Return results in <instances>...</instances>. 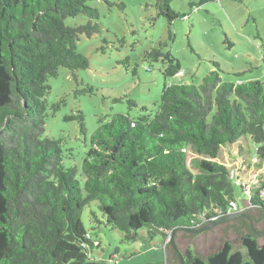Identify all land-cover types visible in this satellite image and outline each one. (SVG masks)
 Masks as SVG:
<instances>
[{
	"label": "trees",
	"instance_id": "1",
	"mask_svg": "<svg viewBox=\"0 0 264 264\" xmlns=\"http://www.w3.org/2000/svg\"><path fill=\"white\" fill-rule=\"evenodd\" d=\"M92 1L0 0V264H111L93 256L100 243L81 216L89 205L96 208L90 219L98 221L99 210L123 242L159 234L165 243L174 228H182L176 231L181 238L192 236L187 229L236 212L230 202L238 201L237 183L215 160L223 146L248 136L257 144V165H264V81H223L215 61L216 70L199 84H164L150 110L141 106L134 117L99 118L81 163L64 150L61 138L45 137L46 118L60 107L47 102L49 77L62 67L77 81L75 71L89 65L76 43L80 34L100 32ZM172 1H154L156 15L167 20V40L174 36V21L185 16L172 9ZM209 1L215 0L190 6ZM79 14L86 23L66 24ZM166 45L160 42L145 58L160 60L167 78L179 74L181 65L163 50ZM84 91L93 94L89 85ZM65 119H77L85 132L81 111ZM188 147L203 156L192 160L196 171L188 165ZM242 212L264 229V180L250 189ZM235 221L237 238L204 255L188 246L180 250L183 264H264L259 235ZM165 245L173 253L169 264H180L170 242Z\"/></svg>",
	"mask_w": 264,
	"mask_h": 264
},
{
	"label": "rangeland",
	"instance_id": "2",
	"mask_svg": "<svg viewBox=\"0 0 264 264\" xmlns=\"http://www.w3.org/2000/svg\"><path fill=\"white\" fill-rule=\"evenodd\" d=\"M110 1L112 6L104 0L89 3L98 9L96 21L100 32L79 35L77 51L87 57L89 65L75 71L77 81L62 67L57 76L48 79L47 102L49 105L58 102L60 107L47 116L45 137L61 138L64 150H72L75 162L81 163L99 118L107 120L114 113L134 117L140 113L141 106L150 110L160 99L164 84H199L208 72L216 70L212 61L220 64L223 81H264V45L260 40L264 42V0H215L193 7L190 3L198 0H174L172 9L185 16L174 21L171 40H167V20L156 15L155 0ZM120 3L125 5L123 9ZM86 21L87 17L79 14L67 19L66 24L75 26ZM164 41L167 45L163 50L171 52L181 65V72L174 77L162 76L160 60L151 63L145 58L146 51ZM236 72L239 74L235 75ZM87 85L93 88V94L80 92ZM116 98L119 100L115 101ZM127 99L136 101L138 106L129 108ZM78 111L84 116V133L77 119H65ZM256 148L257 144L247 136L223 146L215 158L228 168L230 177L237 183L240 207L247 206L250 189L264 180V165H257L258 159H254ZM201 157L191 147L187 148L188 165L194 171L192 160ZM90 206L83 209L81 216L92 239L100 243L93 249L97 260L147 264L166 259L171 263L173 253L168 246L164 247L161 235L123 242L119 231L104 225L99 210L98 221L90 219L89 212L96 209ZM237 237L238 234L221 239L217 247L222 240Z\"/></svg>",
	"mask_w": 264,
	"mask_h": 264
},
{
	"label": "water",
	"instance_id": "3",
	"mask_svg": "<svg viewBox=\"0 0 264 264\" xmlns=\"http://www.w3.org/2000/svg\"><path fill=\"white\" fill-rule=\"evenodd\" d=\"M236 219H241L245 222L250 231L259 235V242H264V229H260L255 225L254 219L250 214L242 211L229 213L218 219H213L198 228L187 229V231L193 233L192 236L187 234L183 236L185 238H181L182 233H176V231L182 228H174L171 231L169 242L173 251L178 255L180 264L184 262L180 250H184L189 246L193 252L204 253L216 248L221 239L236 235L235 230L239 226V223L235 221ZM259 226L262 225L259 224Z\"/></svg>",
	"mask_w": 264,
	"mask_h": 264
},
{
	"label": "built area",
	"instance_id": "4",
	"mask_svg": "<svg viewBox=\"0 0 264 264\" xmlns=\"http://www.w3.org/2000/svg\"><path fill=\"white\" fill-rule=\"evenodd\" d=\"M254 159L256 160V157H254ZM230 206H231V208L233 209V210H235L236 212H238V211H242V210H244L247 206H245V207H240L238 204H237V202L236 201H231L230 202ZM214 219V218H213ZM169 240V238H167L166 239V241H165V243H164V247L166 246L165 244H166V242Z\"/></svg>",
	"mask_w": 264,
	"mask_h": 264
},
{
	"label": "flooded vegetation",
	"instance_id": "5",
	"mask_svg": "<svg viewBox=\"0 0 264 264\" xmlns=\"http://www.w3.org/2000/svg\"><path fill=\"white\" fill-rule=\"evenodd\" d=\"M257 227L260 228V229H262V226H259V223L257 224Z\"/></svg>",
	"mask_w": 264,
	"mask_h": 264
},
{
	"label": "clouds",
	"instance_id": "6",
	"mask_svg": "<svg viewBox=\"0 0 264 264\" xmlns=\"http://www.w3.org/2000/svg\"><path fill=\"white\" fill-rule=\"evenodd\" d=\"M169 238V237H168ZM169 241V240H168Z\"/></svg>",
	"mask_w": 264,
	"mask_h": 264
}]
</instances>
